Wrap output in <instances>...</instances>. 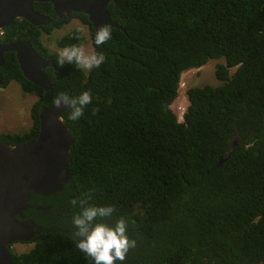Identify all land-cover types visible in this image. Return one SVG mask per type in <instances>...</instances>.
Segmentation results:
<instances>
[{"label": "trees", "instance_id": "trees-1", "mask_svg": "<svg viewBox=\"0 0 264 264\" xmlns=\"http://www.w3.org/2000/svg\"><path fill=\"white\" fill-rule=\"evenodd\" d=\"M32 8L49 23L15 19L1 29L0 43L26 39L54 69L44 68L49 88L43 90L22 76L12 52H3L1 86L14 81L35 99L29 130L1 134L0 140H32L40 107L53 105L59 92L77 97L90 91L84 116L72 121L71 109L62 113L73 140L63 190L74 199L90 194V204L115 207L110 219L128 222L136 247L123 264L263 260L264 0H115L106 10L119 28L111 27V39L100 46L86 15L57 18L48 2H33ZM71 18L87 25L91 50L105 55L99 68L84 73L74 63L60 67L58 53L41 42L42 33ZM81 42L73 28L56 46ZM208 59H219L213 69L219 83L187 87L178 123L170 104L180 73ZM31 241L25 253L7 249L13 264H85V253L68 233L47 231Z\"/></svg>", "mask_w": 264, "mask_h": 264}, {"label": "water", "instance_id": "water-1", "mask_svg": "<svg viewBox=\"0 0 264 264\" xmlns=\"http://www.w3.org/2000/svg\"><path fill=\"white\" fill-rule=\"evenodd\" d=\"M33 2L50 3L54 15L60 19L82 13L95 32L104 25L119 28L106 10L107 4L115 0H0V30L15 19H23L33 26H46L49 19L33 10ZM6 51L14 54L28 82L43 90L49 88L43 69L47 66L54 69V66L51 61L40 58L28 40L0 43V64L2 53ZM66 109H58L54 104L40 107L38 132L28 142L10 145L0 140V264H13L7 253L9 244L25 242L37 233L35 223L29 219L20 220L30 196L59 192L70 178L68 156L73 140L62 118ZM234 146L232 142L230 151ZM230 151L218 158L217 165L228 158ZM257 264H264V259Z\"/></svg>", "mask_w": 264, "mask_h": 264}, {"label": "clouds", "instance_id": "clouds-1", "mask_svg": "<svg viewBox=\"0 0 264 264\" xmlns=\"http://www.w3.org/2000/svg\"><path fill=\"white\" fill-rule=\"evenodd\" d=\"M110 39L111 27L104 25L97 30L94 43L96 46H100L107 43ZM105 60L106 57L103 53H98L95 50L87 52L82 45H71L59 51L57 63L60 67H63L65 63H74L78 68L90 71L93 68H99ZM200 67L186 69L184 74L189 73L191 70L197 71ZM181 76L180 73L178 88L183 83ZM91 102L92 94L90 91H84L77 97H71L64 92H59L52 101L58 109L62 107L71 109L68 119L72 121L84 116V110ZM186 105L187 101L185 98V104L179 114L176 115L173 111L178 123L182 122V115L186 111ZM96 112L97 109L93 108L92 114L95 115ZM90 200L91 195L85 194L79 199L70 201L74 207L78 206L80 208V212L73 217L72 221L75 229L73 236L76 241V247L90 258L92 264H117V262L123 264L129 250L136 247V241L128 235V222L124 218L110 219L116 210L114 206H97L90 204Z\"/></svg>", "mask_w": 264, "mask_h": 264}, {"label": "rangeland", "instance_id": "rangeland-1", "mask_svg": "<svg viewBox=\"0 0 264 264\" xmlns=\"http://www.w3.org/2000/svg\"><path fill=\"white\" fill-rule=\"evenodd\" d=\"M80 31L81 45L87 52H91L89 31L86 24L81 23L77 18H71L60 28L52 30L49 34L42 33L40 40L49 52L59 53L61 48L56 46V41L71 29ZM219 59H208L199 70H191L189 73H181L182 84L179 85L177 96L171 104L172 111L176 115L185 104L184 90L191 86H202L204 84L216 85L219 81L213 75L214 65ZM84 73L88 70L82 69ZM232 71V70H230ZM184 74V75H183ZM180 98V99H179ZM35 97L31 93L22 91L14 81L9 82L5 87L0 86V135L15 134L21 135L29 130L31 125L29 108ZM17 251H24L28 245L16 244Z\"/></svg>", "mask_w": 264, "mask_h": 264}, {"label": "flooded vegetation", "instance_id": "flooded-vegetation-1", "mask_svg": "<svg viewBox=\"0 0 264 264\" xmlns=\"http://www.w3.org/2000/svg\"><path fill=\"white\" fill-rule=\"evenodd\" d=\"M46 61H50V60H46ZM47 67L52 68V66H47ZM72 199H74V195L65 192L63 189L59 192H56L48 196H42L38 194L31 195L30 198L27 200L26 207L21 213L20 220L29 219L36 224L38 230L37 233L34 235H37L38 233H44L47 231H59L62 233H68V235H70V237L73 240H75L73 236L75 229L72 221H73V217L78 213H72L71 210L68 208L71 205L70 201ZM34 235H32L31 238H29L25 242L23 241L12 242L11 244L8 245L7 249L15 254L25 253L29 251L33 247V242L31 240ZM16 244H22V245L25 244L28 245L29 248L24 251H17V249L15 248ZM84 255L86 256V254ZM85 264H92V261L87 256L85 258Z\"/></svg>", "mask_w": 264, "mask_h": 264}, {"label": "built area", "instance_id": "built-area-1", "mask_svg": "<svg viewBox=\"0 0 264 264\" xmlns=\"http://www.w3.org/2000/svg\"><path fill=\"white\" fill-rule=\"evenodd\" d=\"M0 35H1V30H0Z\"/></svg>", "mask_w": 264, "mask_h": 264}, {"label": "bare ground", "instance_id": "bare-ground-1", "mask_svg": "<svg viewBox=\"0 0 264 264\" xmlns=\"http://www.w3.org/2000/svg\"><path fill=\"white\" fill-rule=\"evenodd\" d=\"M184 75V74H183ZM180 99V98H179Z\"/></svg>", "mask_w": 264, "mask_h": 264}]
</instances>
